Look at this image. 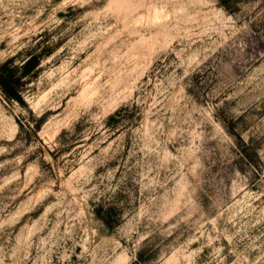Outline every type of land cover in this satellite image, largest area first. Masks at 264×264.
Wrapping results in <instances>:
<instances>
[{
  "label": "rangeland",
  "instance_id": "obj_1",
  "mask_svg": "<svg viewBox=\"0 0 264 264\" xmlns=\"http://www.w3.org/2000/svg\"><path fill=\"white\" fill-rule=\"evenodd\" d=\"M33 55L0 264H264V0H0V65Z\"/></svg>",
  "mask_w": 264,
  "mask_h": 264
},
{
  "label": "trees",
  "instance_id": "obj_2",
  "mask_svg": "<svg viewBox=\"0 0 264 264\" xmlns=\"http://www.w3.org/2000/svg\"><path fill=\"white\" fill-rule=\"evenodd\" d=\"M39 64L40 57L33 55L21 66H13L12 60L0 65V87L5 94L10 98L21 100L19 86L22 79L30 76Z\"/></svg>",
  "mask_w": 264,
  "mask_h": 264
}]
</instances>
